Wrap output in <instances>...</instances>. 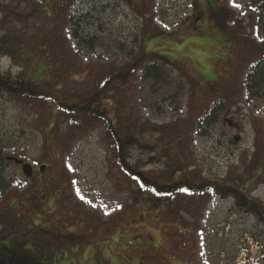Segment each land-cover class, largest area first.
<instances>
[{
    "label": "rangeland",
    "instance_id": "rangeland-1",
    "mask_svg": "<svg viewBox=\"0 0 264 264\" xmlns=\"http://www.w3.org/2000/svg\"><path fill=\"white\" fill-rule=\"evenodd\" d=\"M255 9L254 0H0V72L108 117L72 113L70 123L54 103L0 93V144L12 148L0 157L32 168L27 179L0 164V264H264V230L232 199L154 197L121 171L112 136L121 129L129 145H148H128L126 160L159 185L229 180L264 206V84L246 89L264 40ZM139 45L177 69L143 77Z\"/></svg>",
    "mask_w": 264,
    "mask_h": 264
},
{
    "label": "trees",
    "instance_id": "trees-1",
    "mask_svg": "<svg viewBox=\"0 0 264 264\" xmlns=\"http://www.w3.org/2000/svg\"><path fill=\"white\" fill-rule=\"evenodd\" d=\"M254 5L256 6L255 12L258 19V24L263 30L264 34V0H254ZM139 52L136 53V55L133 58V67L136 66V68L140 65L142 67H145V72L143 74V77L147 78H153L155 80L157 79H166V67L170 66L173 69H177V64L171 63L169 61L164 60V58H160L158 55L149 53L148 55L145 54V49L139 45L138 47ZM261 52L262 57L251 67L249 68L247 75H246V89L250 95H252L253 90L258 89L262 87L264 84V40L261 44ZM142 57L140 58V55ZM140 58V59H139ZM147 59H149V63H147ZM146 61V62H145ZM145 63V64H143ZM147 63V64H146ZM160 63V64H158ZM135 65V66H134ZM158 66V68H157ZM130 70V69H129ZM116 74H112L111 76H115ZM119 78H122L119 77ZM107 80V79H106ZM120 80V79H115ZM0 93L3 95H6L10 98L19 99L20 97H26L31 98L34 100H43L51 102L52 104L55 102L51 100L50 96L46 93L45 90L40 89L37 87L36 84L31 82L30 80H25L22 78L12 79L8 74H4L0 72ZM81 103V102H80ZM77 101L72 102H63V103H56L55 107H57L58 111H61L60 115L67 121L71 123L73 121V118L71 117V114L78 115H90L97 118H105L107 119L106 115L102 111H98L97 103L94 104L93 107L90 106H84V104H80ZM60 105H62L61 108ZM66 110V111H65ZM211 112L213 111L212 107L209 109ZM56 113V116L57 117ZM208 116V115H207ZM70 117V118H69ZM107 128H109V124H107ZM123 131L121 129L119 130H112V136H114L115 143H116V154H117V161L120 165L121 171L127 175L129 178L135 180L138 184L140 189L150 190L154 197L157 196H165L166 194H172L177 193L178 191L183 192L184 194H191L192 192H207L209 195L212 196H220L224 198H230L234 201V204L238 211H241L242 213H245L249 216H252L258 224L261 225V227L264 230V206L260 204L259 202L252 200L250 197L246 196L236 185L234 181H226V182H220V181H206L200 184H192L193 182H190V180L187 179H180L177 182L168 183L165 185H159L151 180H149L142 170L135 167V165L128 164L126 160V154H127V146L129 145L127 143L128 138L123 135ZM125 134V133H124ZM133 145H136L137 147L141 149H145V145H141L139 142H135L134 140L131 141ZM130 144L129 146H133ZM8 148L12 149L10 146H6L3 144H0V153L3 149ZM12 157H15L14 154L9 155ZM4 155L1 154L0 157V164L5 163L4 162ZM130 162V161H128ZM179 182V183H178ZM196 185V186H195ZM139 193L141 194V191L139 190ZM12 262L11 260H9Z\"/></svg>",
    "mask_w": 264,
    "mask_h": 264
},
{
    "label": "water",
    "instance_id": "water-1",
    "mask_svg": "<svg viewBox=\"0 0 264 264\" xmlns=\"http://www.w3.org/2000/svg\"><path fill=\"white\" fill-rule=\"evenodd\" d=\"M4 160H5V162H11V163H14L17 166H20L23 176L25 178H27V179L31 178V176H32V168L28 164H25L22 160L17 159V158H13V157H7ZM44 170H45L44 166L39 167V172L40 173H43Z\"/></svg>",
    "mask_w": 264,
    "mask_h": 264
},
{
    "label": "flooded vegetation",
    "instance_id": "flooded-vegetation-1",
    "mask_svg": "<svg viewBox=\"0 0 264 264\" xmlns=\"http://www.w3.org/2000/svg\"><path fill=\"white\" fill-rule=\"evenodd\" d=\"M71 250H73V252H74V254H72V256H75L76 255V253H77V248H75V249H71ZM55 255H56V253H55ZM55 255H52V256H54L55 257ZM63 255H64V253H63ZM35 256H32V258H29V259H25V261L27 262L28 260H35ZM12 261H14V258L12 259ZM52 261H54V260H52ZM19 264H21L20 262H19ZM27 264V263H26ZM36 264H42L41 262H38V263H36Z\"/></svg>",
    "mask_w": 264,
    "mask_h": 264
}]
</instances>
